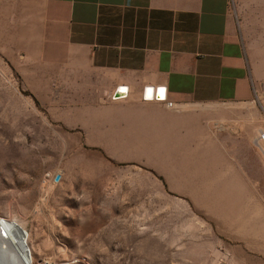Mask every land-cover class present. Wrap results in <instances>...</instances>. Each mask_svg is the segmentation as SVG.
<instances>
[{
  "label": "rangeland",
  "instance_id": "1",
  "mask_svg": "<svg viewBox=\"0 0 264 264\" xmlns=\"http://www.w3.org/2000/svg\"><path fill=\"white\" fill-rule=\"evenodd\" d=\"M230 8L264 57V0ZM22 56L0 37V219L24 228L30 264H264V91L249 115L136 125L80 98L95 78Z\"/></svg>",
  "mask_w": 264,
  "mask_h": 264
},
{
  "label": "crops",
  "instance_id": "2",
  "mask_svg": "<svg viewBox=\"0 0 264 264\" xmlns=\"http://www.w3.org/2000/svg\"><path fill=\"white\" fill-rule=\"evenodd\" d=\"M0 37L9 52L51 71L46 77L95 78L99 90L80 98L133 112L136 125L249 115L264 91V57L242 40L230 0H0ZM119 86L129 94L114 100ZM146 86H165L181 110L144 100Z\"/></svg>",
  "mask_w": 264,
  "mask_h": 264
},
{
  "label": "bare ground",
  "instance_id": "3",
  "mask_svg": "<svg viewBox=\"0 0 264 264\" xmlns=\"http://www.w3.org/2000/svg\"><path fill=\"white\" fill-rule=\"evenodd\" d=\"M26 246L24 228H16L7 220L0 219V264H30ZM14 251H19V256Z\"/></svg>",
  "mask_w": 264,
  "mask_h": 264
},
{
  "label": "water",
  "instance_id": "4",
  "mask_svg": "<svg viewBox=\"0 0 264 264\" xmlns=\"http://www.w3.org/2000/svg\"><path fill=\"white\" fill-rule=\"evenodd\" d=\"M129 94L128 86H119L113 96L114 100L126 98ZM144 100L146 101H159L167 100V88L165 86H146L144 89Z\"/></svg>",
  "mask_w": 264,
  "mask_h": 264
},
{
  "label": "built area",
  "instance_id": "5",
  "mask_svg": "<svg viewBox=\"0 0 264 264\" xmlns=\"http://www.w3.org/2000/svg\"><path fill=\"white\" fill-rule=\"evenodd\" d=\"M163 102L166 103V106H167V108H169V109H175V108H176V105L174 104V102H172V101H168V99L165 100V101H163ZM261 139L264 140V135L262 136Z\"/></svg>",
  "mask_w": 264,
  "mask_h": 264
}]
</instances>
